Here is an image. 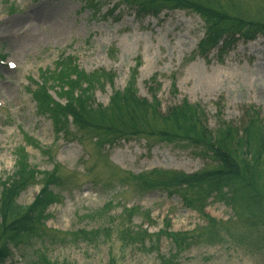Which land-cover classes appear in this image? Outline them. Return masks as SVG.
Wrapping results in <instances>:
<instances>
[{
	"label": "rangeland",
	"instance_id": "374dc122",
	"mask_svg": "<svg viewBox=\"0 0 264 264\" xmlns=\"http://www.w3.org/2000/svg\"><path fill=\"white\" fill-rule=\"evenodd\" d=\"M88 1L0 0V56L5 55L0 62V181L14 173L21 154L40 171L58 162L67 169L54 185L60 197L48 210V226L36 223L34 232L20 236L0 264H160L161 254L173 264H264L258 247L234 239L225 229L220 232L223 240L195 243L176 257L167 237L156 243L135 233L148 226V232L157 233L164 221L176 231H192L205 223L179 195L147 188L142 178L148 172H197L211 160L185 143L142 132L161 128L159 110L167 113L183 99L201 105L212 130L225 121L235 127L246 122L242 110L248 105L259 107L264 118V34L203 54L199 44L205 24L196 12L172 9L139 17L125 5L115 6L118 0ZM238 4L243 16L264 20V0ZM62 54L71 56L78 68L64 83L74 98L85 96L82 87L94 82L93 104L108 107L116 92L129 95L128 88H133L138 99L159 100L156 112L147 114L150 126L134 128L113 107L87 119L86 125L105 122L136 131L135 136L124 132L114 144L99 145L100 131H81L71 119L70 131L55 133L52 118L37 109L30 81L54 70ZM106 72L112 73L111 79ZM55 86H50L54 99L65 104L68 100L60 98ZM40 188L39 183L30 184L16 201L32 203ZM206 204L204 212L231 222L226 226L235 232L243 229L234 222L230 206L212 198ZM80 230L87 233L78 234ZM258 246L264 247L263 238Z\"/></svg>",
	"mask_w": 264,
	"mask_h": 264
},
{
	"label": "trees",
	"instance_id": "16d2710c",
	"mask_svg": "<svg viewBox=\"0 0 264 264\" xmlns=\"http://www.w3.org/2000/svg\"><path fill=\"white\" fill-rule=\"evenodd\" d=\"M119 2L134 10L139 17L158 16L163 11L172 9L196 12L203 18L205 24V34L199 44V50L203 54H207L213 48L227 50L241 40L252 41L259 34H264V20L243 16L245 14L238 0H119ZM77 69L73 58L62 54L53 71L41 74V82L31 81L35 88L31 85L30 91L36 100L37 109L41 114H48L52 118L55 133L70 131L71 119L81 131H100L99 138L103 140L99 145L103 142L114 144L119 137H123L124 132H128L127 129L114 127L105 122H93L94 127L86 125L87 119L99 118L100 114L111 111L113 107L119 111L118 115H127L134 128L139 127V124L150 126L147 114L156 112L157 104L160 105L158 99L155 98V102L152 103L146 99H138L133 94L135 92L133 88H128L129 95L116 92L110 100V106H95L93 99L90 98V94L93 96L94 82L88 83L85 87L81 85L85 96L76 98L64 87V83H68ZM111 74L107 73L109 79L112 78ZM52 83L59 88L60 97L68 100L65 104L55 100L49 93ZM83 83L85 80L81 84ZM71 85L67 87L74 92ZM159 113L163 126L150 127L149 132L144 131L142 134H158L159 140L185 143L198 149L200 153L198 151L196 153L205 160L210 159L211 162L193 173L170 171L161 176H154L153 172H148L142 180L147 188L161 190L170 197L179 195L184 205L196 209L202 215L205 223L197 225L192 231H173L165 222L164 227L157 233H149L146 228L135 233L143 239L148 238L150 242L155 240L156 243L163 236L167 237L174 247L172 257H176L195 243L214 244L223 240L220 232L225 229L234 239L248 243L254 248L258 247L259 258L264 263V247L258 246L261 238L264 242V118L261 111L255 105L245 106L242 114L246 117V122L242 121L240 126L235 127L225 121L224 125L220 124L215 130L207 125L201 105L191 104L187 99L170 108L167 113L160 110ZM135 134L136 131H130L127 137ZM26 138L37 147H42L37 140L32 142L28 136ZM20 150L26 152L25 147H20ZM61 177L62 168L57 163L52 172L38 171L30 166L27 155H18L14 173L0 181V261L12 253L11 249L18 244L20 236L34 232L36 223L43 228L46 227L44 221L48 217V209L59 200L53 186L58 184ZM32 183L41 184L39 193L32 203L18 204L16 199L19 193ZM196 189L199 191L195 192ZM208 198L230 206L235 215L234 222L238 221V225L243 229L235 232L232 227L226 226L231 222H221L205 213ZM100 213H103V210ZM145 217L150 219V214L146 213ZM86 233L83 230L78 232ZM150 245L152 246V243ZM161 255L160 264H173L171 258Z\"/></svg>",
	"mask_w": 264,
	"mask_h": 264
}]
</instances>
